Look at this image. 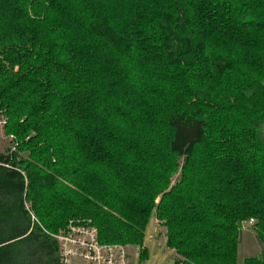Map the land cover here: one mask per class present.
Wrapping results in <instances>:
<instances>
[{
    "label": "trees",
    "instance_id": "1",
    "mask_svg": "<svg viewBox=\"0 0 264 264\" xmlns=\"http://www.w3.org/2000/svg\"><path fill=\"white\" fill-rule=\"evenodd\" d=\"M0 264L91 222L176 264H264V0H0Z\"/></svg>",
    "mask_w": 264,
    "mask_h": 264
},
{
    "label": "built area",
    "instance_id": "2",
    "mask_svg": "<svg viewBox=\"0 0 264 264\" xmlns=\"http://www.w3.org/2000/svg\"><path fill=\"white\" fill-rule=\"evenodd\" d=\"M8 137L14 140L13 136ZM15 150L14 146L12 151ZM54 239L60 248L62 264H134V255L124 247L101 244L98 230L91 222L71 221Z\"/></svg>",
    "mask_w": 264,
    "mask_h": 264
},
{
    "label": "rangeland",
    "instance_id": "3",
    "mask_svg": "<svg viewBox=\"0 0 264 264\" xmlns=\"http://www.w3.org/2000/svg\"><path fill=\"white\" fill-rule=\"evenodd\" d=\"M0 154H7L9 150L15 146V140L10 141L5 134L7 118L0 113ZM166 230L152 216L146 232L143 248L146 249V259L140 262V254L142 249L132 246H122L128 253L134 255V264H176L177 256L174 251L170 250L166 243ZM260 245L255 238L252 226L246 225L241 229L238 248L237 264H244L245 260L258 257L260 254Z\"/></svg>",
    "mask_w": 264,
    "mask_h": 264
},
{
    "label": "crops",
    "instance_id": "4",
    "mask_svg": "<svg viewBox=\"0 0 264 264\" xmlns=\"http://www.w3.org/2000/svg\"><path fill=\"white\" fill-rule=\"evenodd\" d=\"M255 238H256V236H255Z\"/></svg>",
    "mask_w": 264,
    "mask_h": 264
}]
</instances>
